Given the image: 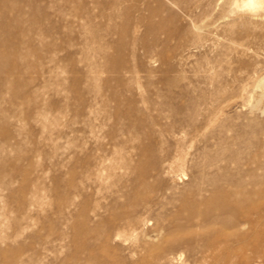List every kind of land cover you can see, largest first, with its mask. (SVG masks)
<instances>
[{
  "label": "rangeland",
  "instance_id": "obj_1",
  "mask_svg": "<svg viewBox=\"0 0 264 264\" xmlns=\"http://www.w3.org/2000/svg\"><path fill=\"white\" fill-rule=\"evenodd\" d=\"M37 1L43 9L18 3L10 16H31L0 35L2 61L14 65L0 74V106L10 115L0 120V264H74L68 257L90 238L85 223L108 229L131 200L141 212L157 198L137 238L107 243L117 264H146L139 255L150 259L147 249L168 245L157 224L191 229L187 202L197 186L209 203L201 221L224 192H238L248 234L227 264H262L264 0L254 8L246 0ZM121 137L135 166L79 186L87 156H103ZM164 154L176 163L143 190V173L153 175ZM108 190L123 194L87 221L80 206L94 200L89 192ZM172 264L190 261L182 253Z\"/></svg>",
  "mask_w": 264,
  "mask_h": 264
},
{
  "label": "bare ground",
  "instance_id": "obj_2",
  "mask_svg": "<svg viewBox=\"0 0 264 264\" xmlns=\"http://www.w3.org/2000/svg\"><path fill=\"white\" fill-rule=\"evenodd\" d=\"M42 1L44 2L45 0ZM52 1L53 0H49V2ZM37 2L40 1L0 0V35L8 34V32L13 28V25L16 23L19 15L21 17L22 16L24 17L26 15L31 16L28 10V12L19 11V14L16 15L14 14L15 16L11 17L10 13L13 12L12 10L18 12L19 9H16L18 3H21L28 8L34 7L37 9L39 8ZM258 4H260L259 0H246L245 2V6L249 8H254ZM39 9H43V8H39ZM33 25L37 27L35 22H33ZM39 28L40 27L38 26L37 30H42V28L41 29ZM6 43H7L6 41L3 42L5 47H6ZM18 46L22 48L25 47L26 45L25 42H21ZM7 48L9 47H6V49ZM3 59H6V57L0 53V74L3 75L4 77L6 75L5 73L6 67L7 66L11 67L14 65H11L8 62V60L2 61ZM40 73L43 74V71H41ZM3 81H5L7 83V84L5 83V85L8 86L9 78L8 79L4 78V80H2V83ZM3 86L4 84H2V87ZM36 96L37 95L34 94L33 103H36L37 101ZM9 116L10 115L8 114V110L1 108L0 106V120L3 121L7 119ZM38 122L40 123V125H42V127H45L47 125L46 120L44 119L42 121L39 120ZM116 140L119 139L117 138L115 139V141ZM125 142H126V138L121 137L119 142H117L116 145L111 147V149L108 152H106L107 151L106 150L103 156L97 155V153L87 156L88 161L79 177L80 179L79 186L86 181H92V183L96 185L102 184L106 180L108 181L110 180L111 182V179L113 180V178L115 177L117 178L120 176L123 177L124 171L126 169L127 170L129 168L132 169L135 166V164L133 163L134 159L131 157V155L123 154L120 151V149L123 147V144ZM157 142H159L160 144V141L157 140ZM155 149L157 151V148ZM164 155L163 158L160 161H158L159 163L157 167L154 169L155 172L153 173V175L148 174V172L143 173L140 182V187L143 190H148V188L150 187L149 179H154V177H158L161 174H167L172 168V165L176 163L174 160L175 156L173 154L172 155L174 157L172 155H167V156ZM50 157H52V154ZM1 164L2 162L0 160V169L2 166ZM213 185L214 187H216L215 184H212V186ZM197 189L198 190L195 192L194 196L187 202V204L190 203L192 206H194V210L191 211L189 217L186 219L187 221L186 228L191 227V229L184 230V228L176 227L171 231H168V229L171 227L166 228L165 225L163 226L162 224H157V227L155 229V236L157 238L163 239L165 243H167L168 245L167 246L156 245L153 246V248L147 249L146 251L151 252L150 259H147L146 256H144L143 254L139 255L141 253V250H143V248H141L142 246L134 248L133 251L135 253L137 252L139 258L141 259L140 262L146 261L147 262L146 264H172V261L174 260L175 256L176 258L180 259L182 253L185 254L186 259L190 261V264H227L228 261L238 257V241H242L244 238H246L248 234V232L246 231H245L246 233L245 232L243 233L241 231V228L244 226L245 223L238 222V192H224L222 194L224 195L223 198H218V200L221 203L218 211L215 210L211 212L209 215H206V218L204 220L201 221L200 219H198V217L199 218L201 217L200 216L201 206H206L209 203H208V199L202 195L203 192H200L201 189L199 186H197ZM83 193L84 192H74V195L78 197ZM217 193L219 192H215V195ZM122 194L123 192H110V191L89 192V195L94 200L89 204L87 209L82 204L80 206L82 207L83 212L87 211L90 213L89 216L88 215L86 216L87 221L97 220V218L100 217L101 212L108 209L109 203H106L105 201L109 196L110 197L122 196ZM158 200L156 198L152 201L150 205L149 204L143 205L141 212H138L137 210L134 209L136 205L134 204L135 202L131 200L132 203L130 202V204H128L127 211L124 214L120 215L119 218L116 219L112 224V226L108 229H103L102 226H100L99 224L90 227L87 223H85L83 225V230L86 231L85 233L90 234V238L88 241H85L83 248L77 250L76 252H74V254H71L68 257L69 261L67 260V262H70L72 260L74 264H117L118 260L115 257V255L108 252L107 243L110 240L125 239L124 238L125 236L135 237V235H137L141 230L142 224L146 221L147 219L146 215H149L151 210L154 209V207L158 206ZM156 219H158V217ZM156 222L158 221L156 220ZM3 227L4 226L0 225V236ZM198 231H202V232L198 233ZM174 248H179L180 250H182V252L176 255H171L169 251L173 250ZM143 251L145 252V250ZM257 259H259L260 262L264 264L263 256L262 258L259 256Z\"/></svg>",
  "mask_w": 264,
  "mask_h": 264
}]
</instances>
